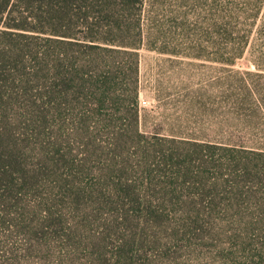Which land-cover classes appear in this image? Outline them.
Masks as SVG:
<instances>
[{"label":"trees","instance_id":"1","mask_svg":"<svg viewBox=\"0 0 264 264\" xmlns=\"http://www.w3.org/2000/svg\"><path fill=\"white\" fill-rule=\"evenodd\" d=\"M154 9V0H0V264H169L216 230L243 243L248 264L264 262L263 218L223 206L240 192L218 201L216 188L154 189L172 185L169 170L191 172L193 154L164 145L215 148L140 127L139 50ZM242 15L231 3L218 9L223 39ZM148 47L214 61L245 50Z\"/></svg>","mask_w":264,"mask_h":264},{"label":"rangeland","instance_id":"2","mask_svg":"<svg viewBox=\"0 0 264 264\" xmlns=\"http://www.w3.org/2000/svg\"><path fill=\"white\" fill-rule=\"evenodd\" d=\"M255 2L154 0L155 18L159 21H150L152 38L139 50L138 104L142 130L175 134L200 145L215 146L206 147L202 153L189 145H164L166 149L172 146L192 153L193 161L186 179L177 178L176 172L168 169L171 177H166V181L172 185H157L156 191L160 187L168 191L177 188L192 196L191 192L197 191L195 187L216 188L214 191L221 194L218 201L234 196L232 191L240 192L239 201L226 200L223 206L241 203L247 210L245 220L260 222L264 221V157L242 148L264 149V61L260 60L264 59V0L254 22L252 17L258 11ZM226 3L242 9V17L247 18H239L240 23L233 25V34L223 39L222 28L213 18ZM148 46L177 47L186 52L203 49L205 55H213L217 47L244 46L245 50L237 61H214L207 57L175 56ZM220 146L237 150L228 151ZM240 244L243 243L238 239L216 230L210 236L202 235L186 243L176 261L169 264H248ZM235 247L237 252L230 254L231 249L236 251Z\"/></svg>","mask_w":264,"mask_h":264}]
</instances>
